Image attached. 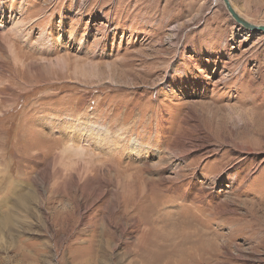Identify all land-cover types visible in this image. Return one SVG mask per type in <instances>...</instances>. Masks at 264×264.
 Here are the masks:
<instances>
[{
	"label": "rangeland",
	"instance_id": "1",
	"mask_svg": "<svg viewBox=\"0 0 264 264\" xmlns=\"http://www.w3.org/2000/svg\"><path fill=\"white\" fill-rule=\"evenodd\" d=\"M0 49V264H264V32L222 0H0Z\"/></svg>",
	"mask_w": 264,
	"mask_h": 264
},
{
	"label": "bare ground",
	"instance_id": "2",
	"mask_svg": "<svg viewBox=\"0 0 264 264\" xmlns=\"http://www.w3.org/2000/svg\"><path fill=\"white\" fill-rule=\"evenodd\" d=\"M232 4V3H231ZM233 6V5H232ZM234 8V7H233ZM235 11H236V9H235ZM1 14H4V13H2V11H1ZM16 24V23H15ZM24 36V35H23ZM60 36V35H59ZM2 47V46H1ZM1 50V49H0ZM2 61V60H1ZM113 67V66H112ZM1 68V67H0ZM43 93V92H42ZM103 131H105L104 130V128H103ZM40 133V132H39ZM38 133V134H39ZM41 134V133H40ZM41 135H43V137L44 138H47V136H45L46 134H44V133H42ZM135 139H137V138H135ZM135 139H133V140H131V142H130V148H132V149H136L138 146H141L140 144H139V142H138V140H135ZM71 140V139H70ZM206 143V142H205ZM186 145V144H185ZM190 145V144H189ZM193 145V144H192ZM196 145H198V144H196ZM82 146V145H81ZM69 147V146H68ZM72 147V146H71ZM70 147V148H71ZM192 147V146H191ZM197 147V146H196ZM73 148V147H72ZM80 148V147H79ZM188 148V147H187ZM198 148H200V147H198ZM196 149V148H195ZM188 150V149H187ZM74 151V150H73ZM81 151V150H80ZM84 151V150H83ZM184 151V150H183ZM176 152V151H175ZM185 154V153H184ZM183 154V155H184ZM187 154V153H186ZM189 154V153H188ZM70 155V154H69ZM82 156V155H81ZM118 156V155H117ZM149 156V155H148ZM37 157L38 156H36L35 158H34V162L36 163V164H38V160H37ZM182 158V157H181ZM187 158V157H186ZM89 161V160H88ZM92 161V160H91ZM78 162H79V160H78ZM165 162V161H164ZM90 163V162H89ZM180 164V163H179ZM187 164H189V163H187ZM50 165V164H49ZM85 165V164H84ZM87 165V164H86ZM144 165H148L147 164V162H144ZM143 165V166H144ZM163 165V164H162ZM110 166V165H109ZM164 166V165H163ZM173 166V165H172ZM79 167V166H78ZM82 167V166H81ZM92 167V166H91ZM130 167V166H129ZM80 168V167H79ZM79 168H77L76 169V171L77 170H79ZM85 168H86V166H85ZM99 168V167H98ZM97 168V176H101V175H103V173H102V171H101V168H99L98 169ZM117 168V167H116ZM115 167H113L112 169L113 170H117ZM49 170V169H48ZM179 170V169H178ZM46 171V170H45ZM90 171V170H89ZM177 171V170H176ZM84 172H85V170H84V168H82V170L80 169V173L78 172L77 174H75L74 176H73V178H74V182L77 184L78 182H79V179H80V177H81V174H84ZM58 173H59V175L61 176V181H59V182H57L58 183V185L57 186H60V184H66V185H69L70 187H71V185H73L72 183H74V182H71V181H66L65 180V178H63L62 177V174H61V172H59L58 171ZM76 173V172H75ZM85 174H87V173H85ZM182 174V173H181ZM60 176H58V178L60 177ZM137 177H139V175H137ZM43 179H42V181L41 182H47V178H46V174H45V178L44 177H42ZM50 178V177H49ZM84 178V177H83ZM99 177H91V176H89V175H86V177L83 179V187H86V186H91V184L93 183V181H95L96 179L97 180H99L98 179ZM190 178V177H189ZM78 179V180H77ZM109 179V178H108ZM161 180H165V177H161L160 178ZM138 183H140V184H132V185H134L133 186V188H132V191H133V189H140L141 190V194L143 193V197H147V199H152L153 198V193L152 192H150L151 190H153V185L151 184V182L150 181H148L147 179H141V178H139L138 180ZM181 181V180H180ZM100 182H102V181H100ZM60 183V184H59ZM161 183V182H160ZM46 184V183H45ZM80 184V183H79ZM82 184V183H81ZM159 184V183H158ZM61 185V186H62ZM129 185V184H128ZM127 185V182H125L124 184H123V188H124V186H128ZM161 185V184H160ZM173 186V185H172ZM78 187V186H77ZM129 187H131V186H129ZM58 188V187H57ZM82 188V187H81ZM76 189V188H75ZM131 189V188H130ZM155 189V188H154ZM58 190V189H57ZM127 191V190H126ZM130 191V190H129ZM66 191H65V189H64V193H65ZM103 193V192H102ZM102 193H100V196L102 195ZM127 193V192H126ZM149 193V194H148ZM72 194V193H71ZM74 194H75V192H74ZM94 194V193H93ZM184 194V193H183ZM67 195H69V194H67ZM85 195H86V193H85ZM99 195V194H98ZM119 195V194H118ZM148 195V196H147ZM186 195V194H185ZM72 196V195H71ZM79 196V195H78ZM116 196V195H115ZM139 196H140V194H139ZM139 196H137L136 198H132L130 201H129V204L130 205H134V209H137V208H140L141 206H142V204L145 202L144 200H141V201H137V198H140ZM82 197V196H81ZM89 197V196H88ZM95 197V196H94ZM72 198V197H71ZM124 198V197H123ZM73 199H74V197H73ZM96 199V198H95ZM126 199H127V197H126ZM116 200V199H115ZM117 201H119V200H117ZM87 203V202H86ZM121 203V202H120ZM116 205H118V204H116ZM115 205V206H116ZM124 206H125V204H124ZM88 207V206H87ZM117 207V206H116ZM83 209V208H82ZM154 211V210H153ZM134 220V219H133ZM162 220V219H161ZM166 220V219H165ZM163 221V220H162ZM163 224H165V223H163ZM144 228V227H143ZM142 228V229H143ZM157 229V228H156ZM148 231V230H147ZM150 231V230H149ZM156 231V230H155ZM161 233V232H160ZM110 233H108V235H109ZM147 234H148V232H147ZM144 234H142L139 238H138V243H140V242H143V239H142V236H143ZM150 235H153L152 233L150 234ZM157 236V235H156ZM161 237H163V236H161ZM141 238V239H140ZM150 238V237H149ZM155 238V237H154ZM160 238V237H159ZM153 242V241H152ZM141 245H143V243L141 244ZM140 245V246H141ZM145 245H146V243H145ZM143 247H144V245H143ZM145 248V247H144ZM95 249H97L98 251H100V252H102V254L103 253H106L105 252V250H104V248L101 246V242L100 243H97V246L95 247ZM135 251L136 250H134V253H135ZM140 251V250H139ZM143 251V250H142ZM144 252V251H143ZM142 252V253H143ZM126 254V253H125ZM135 255H136V257L134 258V261L135 262H138V261H140L141 259H139V257L138 256H141L140 255V253H135ZM87 258H89V257H87ZM141 258V257H140ZM143 258V257H142ZM204 259L202 258V263L204 262L203 261ZM88 263H92V262H94V259L93 258H89L88 259ZM95 262H97V261H95ZM143 262V261H142ZM142 262H141V264H142ZM129 262L127 261V264H128ZM134 263V262H133ZM130 264V263H129ZM132 264V263H131Z\"/></svg>",
	"mask_w": 264,
	"mask_h": 264
},
{
	"label": "water",
	"instance_id": "3",
	"mask_svg": "<svg viewBox=\"0 0 264 264\" xmlns=\"http://www.w3.org/2000/svg\"><path fill=\"white\" fill-rule=\"evenodd\" d=\"M225 8L227 9V11L229 12V14L231 15V17L239 24H241L243 27H245L246 29L252 30L254 32H264V24H260V25H256L253 23L248 22L247 20H245L243 17H241L233 8L230 0H222Z\"/></svg>",
	"mask_w": 264,
	"mask_h": 264
}]
</instances>
